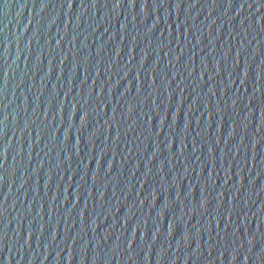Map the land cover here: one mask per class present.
I'll return each instance as SVG.
<instances>
[{
    "label": "water",
    "instance_id": "1",
    "mask_svg": "<svg viewBox=\"0 0 264 264\" xmlns=\"http://www.w3.org/2000/svg\"><path fill=\"white\" fill-rule=\"evenodd\" d=\"M0 264H264V0H0Z\"/></svg>",
    "mask_w": 264,
    "mask_h": 264
}]
</instances>
